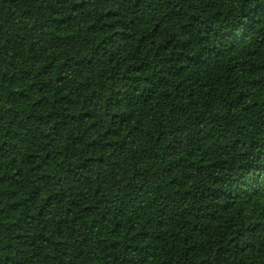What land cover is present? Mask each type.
Masks as SVG:
<instances>
[{
    "label": "trees",
    "instance_id": "trees-1",
    "mask_svg": "<svg viewBox=\"0 0 264 264\" xmlns=\"http://www.w3.org/2000/svg\"><path fill=\"white\" fill-rule=\"evenodd\" d=\"M0 264H264V0H0Z\"/></svg>",
    "mask_w": 264,
    "mask_h": 264
}]
</instances>
